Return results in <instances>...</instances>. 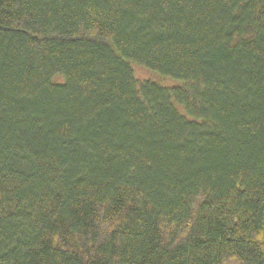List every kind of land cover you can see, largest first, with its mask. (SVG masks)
Segmentation results:
<instances>
[{
  "label": "trees",
  "instance_id": "trees-1",
  "mask_svg": "<svg viewBox=\"0 0 264 264\" xmlns=\"http://www.w3.org/2000/svg\"><path fill=\"white\" fill-rule=\"evenodd\" d=\"M0 264H264V0H0Z\"/></svg>",
  "mask_w": 264,
  "mask_h": 264
},
{
  "label": "rangeland",
  "instance_id": "rangeland-1",
  "mask_svg": "<svg viewBox=\"0 0 264 264\" xmlns=\"http://www.w3.org/2000/svg\"><path fill=\"white\" fill-rule=\"evenodd\" d=\"M138 75L141 76V77L147 76V74L144 71H142V70L138 71Z\"/></svg>",
  "mask_w": 264,
  "mask_h": 264
}]
</instances>
